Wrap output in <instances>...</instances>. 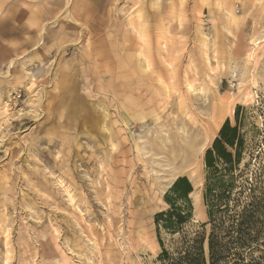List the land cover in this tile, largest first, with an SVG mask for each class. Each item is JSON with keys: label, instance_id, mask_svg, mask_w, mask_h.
<instances>
[{"label": "rangeland", "instance_id": "1", "mask_svg": "<svg viewBox=\"0 0 264 264\" xmlns=\"http://www.w3.org/2000/svg\"><path fill=\"white\" fill-rule=\"evenodd\" d=\"M68 2L0 0V264H159L209 235L205 153L237 108L264 173V0Z\"/></svg>", "mask_w": 264, "mask_h": 264}, {"label": "trees", "instance_id": "2", "mask_svg": "<svg viewBox=\"0 0 264 264\" xmlns=\"http://www.w3.org/2000/svg\"><path fill=\"white\" fill-rule=\"evenodd\" d=\"M240 111L235 112L236 124L226 120L205 153L203 200L209 235L183 234L174 240L175 250L160 240L159 264H264V173L248 184ZM193 191L187 177L175 180L165 197L169 209L155 216L158 229L172 236L183 231L193 217Z\"/></svg>", "mask_w": 264, "mask_h": 264}, {"label": "crops", "instance_id": "3", "mask_svg": "<svg viewBox=\"0 0 264 264\" xmlns=\"http://www.w3.org/2000/svg\"><path fill=\"white\" fill-rule=\"evenodd\" d=\"M72 4H73V0H69L68 7L72 6Z\"/></svg>", "mask_w": 264, "mask_h": 264}, {"label": "bare ground", "instance_id": "4", "mask_svg": "<svg viewBox=\"0 0 264 264\" xmlns=\"http://www.w3.org/2000/svg\"><path fill=\"white\" fill-rule=\"evenodd\" d=\"M249 56H251V54H250ZM6 104H7V103H6Z\"/></svg>", "mask_w": 264, "mask_h": 264}]
</instances>
